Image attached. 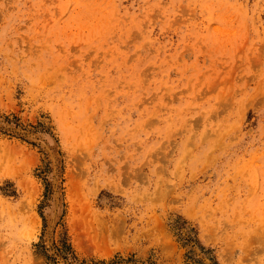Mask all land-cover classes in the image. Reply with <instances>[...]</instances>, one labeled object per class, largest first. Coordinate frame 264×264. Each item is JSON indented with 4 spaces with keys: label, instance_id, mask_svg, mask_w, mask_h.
Here are the masks:
<instances>
[{
    "label": "rangeland",
    "instance_id": "obj_1",
    "mask_svg": "<svg viewBox=\"0 0 264 264\" xmlns=\"http://www.w3.org/2000/svg\"><path fill=\"white\" fill-rule=\"evenodd\" d=\"M0 264H264V0H0Z\"/></svg>",
    "mask_w": 264,
    "mask_h": 264
}]
</instances>
